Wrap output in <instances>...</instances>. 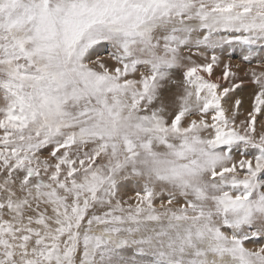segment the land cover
I'll use <instances>...</instances> for the list:
<instances>
[{"label":"snow or ice","instance_id":"obj_1","mask_svg":"<svg viewBox=\"0 0 264 264\" xmlns=\"http://www.w3.org/2000/svg\"><path fill=\"white\" fill-rule=\"evenodd\" d=\"M257 46L264 0H0V264H264Z\"/></svg>","mask_w":264,"mask_h":264},{"label":"rangeland","instance_id":"obj_2","mask_svg":"<svg viewBox=\"0 0 264 264\" xmlns=\"http://www.w3.org/2000/svg\"><path fill=\"white\" fill-rule=\"evenodd\" d=\"M257 52L260 55H264V46H257ZM243 54L244 53L242 52V49L239 46H235V47H227L226 46L223 49V52L221 53V59L223 62L231 61L232 65H233V69L243 73V71H246L247 68L255 65V61H253L252 65H248L247 63H245L242 60ZM237 64L240 65V69L235 68V65H237ZM215 73H216V75H220L221 69L220 68L215 69ZM135 188H136V185L133 182H128L126 184V186L124 187L123 191L125 193H127L128 195H132ZM255 242L261 243V242H264V240L257 237Z\"/></svg>","mask_w":264,"mask_h":264}]
</instances>
